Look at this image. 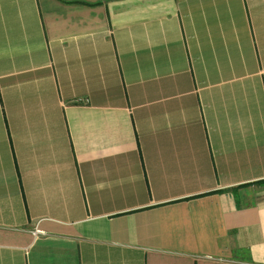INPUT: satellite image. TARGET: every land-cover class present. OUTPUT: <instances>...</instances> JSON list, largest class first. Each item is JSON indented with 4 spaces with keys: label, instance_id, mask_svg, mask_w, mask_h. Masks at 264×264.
Segmentation results:
<instances>
[{
    "label": "crops",
    "instance_id": "obj_1",
    "mask_svg": "<svg viewBox=\"0 0 264 264\" xmlns=\"http://www.w3.org/2000/svg\"><path fill=\"white\" fill-rule=\"evenodd\" d=\"M0 264H264V0H0Z\"/></svg>",
    "mask_w": 264,
    "mask_h": 264
}]
</instances>
